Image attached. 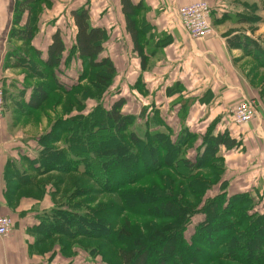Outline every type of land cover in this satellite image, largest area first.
I'll use <instances>...</instances> for the list:
<instances>
[{
	"label": "crops",
	"instance_id": "crops-1",
	"mask_svg": "<svg viewBox=\"0 0 264 264\" xmlns=\"http://www.w3.org/2000/svg\"><path fill=\"white\" fill-rule=\"evenodd\" d=\"M129 1L133 9L129 18L138 31L143 64L126 30L121 0H78L71 7L64 0H27L34 5L30 9L16 6V0H0V88L4 97L0 215L8 216L13 225L7 235L0 236V264H73L66 254L69 246L62 245L63 239L67 244L69 234L62 233L54 216L57 210L68 208H57L53 196L63 191L57 182L68 187L72 179L81 177L76 174L80 171L37 173L33 156L20 154L26 145L38 142V134L48 129L51 118L64 121L89 113L37 112L53 95L52 84L40 68L50 73L52 82V73L65 81L63 85L83 82L78 81L84 61L75 48L76 27L71 15L80 8L87 9L90 25L106 31L99 58L109 57L115 67L111 88L126 85L128 95H119L125 100L122 111L134 114L135 121L148 119L152 116L146 117L149 112H159L156 115L162 126L197 134L195 147L206 133H227L235 138L230 149L219 146L218 156L227 166L222 177L226 187L207 197L224 194L226 202L237 198L239 206H246L249 219L264 223V56L258 52L264 49V0H203L210 6L212 31L198 38L181 28L177 8L200 0ZM15 8L19 14L13 18ZM12 29L18 30V35ZM27 29L30 34L24 37L21 31ZM56 31L64 50L60 62L51 67L46 65L47 48ZM158 37L160 45L149 48V42ZM37 87L50 89L45 102L31 109L30 98ZM54 90L68 96L65 89ZM244 98L256 102L257 114L252 122L238 126L228 112ZM141 132L146 131L141 128ZM51 210L54 212L48 215ZM193 220L197 224V219ZM245 223L242 227L247 229ZM42 249L46 251L40 253Z\"/></svg>",
	"mask_w": 264,
	"mask_h": 264
},
{
	"label": "trees",
	"instance_id": "trees-1",
	"mask_svg": "<svg viewBox=\"0 0 264 264\" xmlns=\"http://www.w3.org/2000/svg\"><path fill=\"white\" fill-rule=\"evenodd\" d=\"M121 3L123 13L126 15V30L134 43V50L140 55L142 46L137 42L138 31L134 21L129 18V14L133 12L132 5L129 0H121ZM71 15L76 27L75 48L84 61L78 81L89 75L95 88H103L105 83L110 85L115 67L109 57L99 58L106 38L105 29L90 25L85 8L72 10ZM14 30L17 34L18 30ZM21 32L24 37L30 34L29 29ZM63 50V42L59 32L56 31L47 48L46 65L51 67L57 65ZM258 52L264 56V49ZM140 59L143 64L144 59L141 55ZM52 79V90L56 88L64 90L69 86L66 92L75 101L73 93L79 91V83L63 85L62 82L65 81H61L55 73H52ZM48 92L47 88L43 90L37 87L30 98L31 109L39 108L45 102ZM78 101L75 103L78 104ZM124 103L125 100L120 97L113 100L110 109L103 112L99 110L86 115L76 114L64 121L60 120L64 147L50 148L51 151L40 155L42 158L40 172L58 170L71 173L79 170L80 172L76 174L91 180L103 193L118 196L121 205L115 207L117 210L141 214L146 216L145 218L162 220V222L156 224L150 219L141 229H133L136 226L128 227L131 223L126 215L123 219L125 227H117L119 230L117 231L114 230L115 224L111 219L106 220L87 213H75L74 217H70L67 211L57 210L54 214L55 224L63 228L62 233L67 232L72 236L81 235L90 240H102L107 244L122 247L131 252L132 256L128 264H224V262L264 264V223L260 219H249L246 206H239L241 202L237 201V198L226 202L224 194L214 199L206 196L201 206H188L182 204L181 200H176L175 196L161 194L168 188L171 191L173 186L176 187L174 183L166 182L167 175L163 176L165 180L162 181V185L160 182L145 186L146 179L160 175L162 169L174 173L178 170L177 176L182 180V184L178 186L179 196L182 198V192L187 190L202 203L200 196L206 189L204 186L206 178L202 180L189 178L191 170H189L190 174L181 171L185 158L180 157L179 148L182 146L186 149L194 148L193 168H215L219 158L214 155L219 146L223 145L226 149H230L236 144V139L227 133L216 135L206 133L199 137L201 142L195 147L198 135L186 130V132L182 131L186 135L179 142L173 141L169 135L162 137L160 133L141 134L132 125L135 120L134 114L122 111ZM150 113L151 120L158 118L156 114L159 112ZM157 122L160 123L158 119ZM72 154L78 158L71 157ZM93 157H99L101 162H92ZM187 159L185 161L188 164ZM78 165H82L83 169H78ZM135 184L139 185L138 188H131ZM76 189L86 194L89 192L85 187ZM94 199L85 201V205L93 202ZM80 206L78 203L73 204L76 208ZM193 213L197 216L195 232L193 234L191 232L189 238H185L182 226L184 228L189 219L186 216H191ZM244 221L247 229L242 227ZM58 230L61 231L60 228ZM92 249L95 247L89 252L100 256L104 263L115 264V261L111 262L110 258L101 254L97 248L94 251Z\"/></svg>",
	"mask_w": 264,
	"mask_h": 264
},
{
	"label": "rangeland",
	"instance_id": "rangeland-1",
	"mask_svg": "<svg viewBox=\"0 0 264 264\" xmlns=\"http://www.w3.org/2000/svg\"><path fill=\"white\" fill-rule=\"evenodd\" d=\"M69 7L73 6L76 4V2L78 0H64ZM263 3V2H262ZM16 6L18 7H26L29 8L31 6H34L32 4H27L26 2L20 1V0H16ZM16 14H19L16 11L15 8V12L13 15V18L16 16ZM66 20H68V16H66ZM67 26V24H65ZM14 29H12V33H14ZM140 42H142V38L140 37ZM149 44L151 45L149 48H153L156 45H160V37H158V40L155 41V39L153 38L152 41L149 42ZM155 44V45H154ZM21 61H24V58H20ZM148 63V62H147ZM42 70V72H45L44 75L47 76V80L53 84L52 80H51V75L50 73L44 68H40ZM85 70V69H84ZM82 71V70H81ZM80 71V72H81ZM79 72V74H80ZM49 73V74H48ZM121 73V72H120ZM125 75H122V80L124 79ZM83 82L80 83V89L79 91L75 94V101H78V104L75 103V101H73L71 96H67V95H63L61 93H58L57 91L53 90L52 93V97L49 101V103L44 104L41 109L37 112H52L53 114L55 113L56 115H63L64 112H98L99 110H101V112L110 109V106L113 102V100L120 98V94H127L125 92L124 89H126V85L123 83L122 85H119L120 87H118V89H115V87L111 88V83L110 85H108L109 83H105L103 88H95L94 87V83L91 82L89 75H86V77L84 76V79L82 80ZM112 81V80H111ZM93 83V84H92ZM71 85H73L74 83H69ZM69 87V86H67ZM47 90H49V88H47ZM66 90V89H65ZM131 91V90H130ZM98 107V108H97ZM140 112H136L135 114H139ZM229 113V112H228ZM88 114V113H87ZM147 114V112L145 113ZM151 113L149 112L146 117H148V115H150ZM230 114V113H229ZM61 118V117H59ZM152 117H148V119L144 120H138L133 122V127L135 129H137L138 133H142L141 132V128L146 131V133H148L149 135H153L154 133H160L161 135H163L162 137H166L167 135H169V137L175 141V140H179L181 138H184L186 134H184L185 132L182 131H173L170 129V127H166V126H162L160 125V119L159 118H153L152 120L150 119ZM232 118V117H231ZM54 120V121H53ZM146 120V121H145ZM59 119H56L55 117L50 119V126L48 127V129L45 131H43V133L38 134L37 136V141L39 139L38 142H36L35 144L32 143L31 147H28L26 145V147L28 148H24L21 150V154L23 156L28 157L29 154L30 156H33V158L36 160L37 163V173L40 172L41 170V162H42V158L40 157V155L44 154L45 152L49 151L50 148H60V147H64L63 145V135H62V127L61 124H59ZM141 124H140V123ZM144 123V124H143ZM140 124V125H138ZM149 124V125H148ZM133 128V129H134ZM183 133V135H182ZM147 134V135H148ZM17 138L19 137V134H16ZM144 135V136H147ZM183 136V137H182ZM59 137V138H58ZM61 137V139H60ZM176 137V138H175ZM58 138V139H57ZM59 140V141H57ZM203 149V148H202ZM51 151V150H50ZM198 152V150H196ZM179 153L181 154L180 157L183 156V158H188V164L187 161L183 160L182 162V168L181 171H185L186 173H189V170H191V174L189 175V178H198L200 180H202V178H206L205 180V184L204 186H206V189L204 191V193L200 196V199L202 201L199 202L197 201V197L193 196L189 191H183L182 192V198L179 196V188L178 186L180 184H182V180L180 179V177L177 176V172L174 173L171 170H166V169H162L160 172V175L158 176H150L149 178H147L145 181V186L148 185L150 186L151 184L154 183H160V185H162V181H164L165 179H163V176H168V179H166V182H170V183H174L176 185V187H172L171 191H169V188L166 192H161V194H163L164 196H175L176 200H181L182 204L184 205H191V206H196V205H202L203 204V200H205V197L208 196V194L210 193H215L218 192V190L226 187V183L227 181L223 180V176L224 174H226V162L224 160V158L221 156L218 157V154L220 155V148L215 152V157L219 158L217 161L218 163H216L217 165H215V168H201V169H195V167L193 168L194 164V154H195V150L194 148H185V147H181L179 148ZM226 153V151H225ZM23 156H20L23 158ZM75 154H72L71 157L73 158H78L75 157ZM19 157V161L21 160ZM66 158V157H65ZM68 158V157H67ZM91 160H94L92 162H96L98 163L101 159L99 157H93L91 158ZM185 161V162H184ZM101 162V161H100ZM33 163V162H32ZM96 166L98 164H95ZM62 167V166H61ZM21 168H23V162L21 163ZM63 168V167H62ZM78 169H83L82 165H78ZM100 174V172H98ZM224 181V182H223ZM63 182H57V188L58 189H63V191L61 192V194H56V196H53V200L55 201V203H58L56 206L57 208H68V210H65L69 213L70 217H74L73 215L75 213H79V214H89V215H94L97 217H103L106 220L107 219H111L112 222L115 224L114 225V230H117V227H125L124 226V222L123 219L126 218L125 216L127 215V217L129 218L130 221V225L132 226H128L129 228L136 226L133 229H141V227L146 223V221H149L152 218H145L146 216H142L141 214H134L131 212H125V211H121L120 209H116L115 207H117L118 204L121 205L119 198L117 195H111V194H107V193H103L96 185H93L91 180H87V178H83V177H77L71 180V184L68 185H63ZM166 184V183H165ZM139 185H133L131 186V188H138ZM147 186V187H148ZM65 187H67V191H65ZM77 187H85L89 192L88 194L77 191ZM165 188V186H162ZM91 188V190H89ZM51 192H54L53 188L51 190ZM158 193V192H157ZM181 194V192H180ZM177 196V197H176ZM219 196V195H218ZM217 196H215L214 198H216ZM93 198L94 201L90 202L88 205H85V201H90ZM213 198V199H214ZM75 203L80 204L81 206L79 208L73 207V204L75 205ZM216 203V202H215ZM241 208H245V207H241ZM128 211V210H127ZM52 212H54L53 210H51L50 212H48L47 214H51ZM99 215V216H98ZM196 214H192L191 216H186V218L189 217L187 223L185 224V227L183 228L182 226V230H183V236L185 238H189L190 233L192 232V234L195 232V227L196 224L194 223L193 218H197V216H195ZM155 220V221H154ZM151 221L155 222L156 224L162 222V220H157V219H152ZM195 222H197V220H195ZM66 226V225H65ZM82 227H80L81 230ZM93 228V227H92ZM73 232V229H71ZM84 230V229H83ZM67 233V232H66ZM74 233V232H73ZM74 235V234H73ZM79 235V234H78ZM67 235L62 236L63 238H66ZM69 239L67 244L66 241L63 239L62 241V245H67L69 246V253H66L67 256L72 257L71 260L73 262V264H106L104 263V261L101 260V257L98 255L94 256V253H89V250L91 248L95 249L97 248L99 250V252L101 254H104L108 259L110 258L111 262L115 261V264H128L130 262V258H131V252L128 250H124L122 249V247H117L115 245H111V244H107L104 241H94V240H90L88 238L85 237H79V236H72L69 235L68 236ZM37 238L40 239V237L38 236ZM61 243V242H60ZM55 245V244H54ZM57 247V246H56ZM74 248V250L72 251L71 249ZM95 249H92L93 251ZM46 249H42L39 252H45ZM74 254V255H73ZM93 255V256H91ZM118 257H117V256ZM94 257V258H93ZM78 262V263H76ZM224 264H233V263H227L224 262Z\"/></svg>",
	"mask_w": 264,
	"mask_h": 264
},
{
	"label": "built area",
	"instance_id": "built-area-1",
	"mask_svg": "<svg viewBox=\"0 0 264 264\" xmlns=\"http://www.w3.org/2000/svg\"><path fill=\"white\" fill-rule=\"evenodd\" d=\"M210 6L206 1H194L177 8L178 21L181 28L192 38L202 37L212 31L209 22ZM4 97L0 88V117L3 113ZM229 113L236 125L250 123L257 114L256 102L244 98L230 108ZM12 221L6 215H0V236L7 235L12 229Z\"/></svg>",
	"mask_w": 264,
	"mask_h": 264
}]
</instances>
